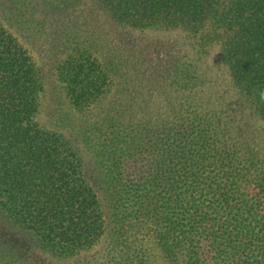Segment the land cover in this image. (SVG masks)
<instances>
[{"label":"trees","instance_id":"1","mask_svg":"<svg viewBox=\"0 0 264 264\" xmlns=\"http://www.w3.org/2000/svg\"><path fill=\"white\" fill-rule=\"evenodd\" d=\"M261 89L264 0H0V264H264Z\"/></svg>","mask_w":264,"mask_h":264},{"label":"rangeland","instance_id":"2","mask_svg":"<svg viewBox=\"0 0 264 264\" xmlns=\"http://www.w3.org/2000/svg\"><path fill=\"white\" fill-rule=\"evenodd\" d=\"M160 35H161V39L163 41V43L165 44V47L167 48V52L170 51V48H171V45L167 43V37H164V33L163 32H159ZM173 36V34H172ZM216 51V49H214V52ZM211 59V66H212V69L211 70V73L212 75L215 77L217 76L216 78H221L223 79L222 77H226V71H225V68L224 66L222 65L221 62L217 61V53L212 57H210ZM232 97H233V93H232ZM245 114H248V115H252L250 112L246 111ZM248 120H250V123L252 124V121H253V118H248ZM255 125V124H254Z\"/></svg>","mask_w":264,"mask_h":264},{"label":"clouds","instance_id":"3","mask_svg":"<svg viewBox=\"0 0 264 264\" xmlns=\"http://www.w3.org/2000/svg\"><path fill=\"white\" fill-rule=\"evenodd\" d=\"M218 52H219L218 49L215 52H213L212 57ZM258 96H259L260 102L264 103V89L258 90Z\"/></svg>","mask_w":264,"mask_h":264}]
</instances>
